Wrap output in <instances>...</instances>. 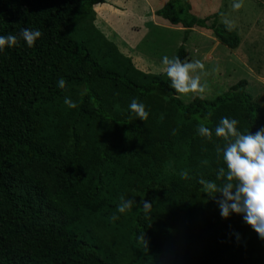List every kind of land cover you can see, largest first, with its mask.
Wrapping results in <instances>:
<instances>
[{
  "label": "trees",
  "instance_id": "16d2710c",
  "mask_svg": "<svg viewBox=\"0 0 264 264\" xmlns=\"http://www.w3.org/2000/svg\"><path fill=\"white\" fill-rule=\"evenodd\" d=\"M105 2L0 0V35L18 36L23 28L42 33L32 47L18 39L0 51V264H134L111 255L89 226L107 181L99 172L93 184L90 163L79 156L88 135L100 137L119 168L117 203L107 206L120 205L133 191L132 240L146 245L157 226H164L168 252L179 243L192 250L182 260L156 252L158 262L191 257L197 264L208 253L221 264H234V233L240 243L254 230L240 214L222 218L215 202L219 194L203 193L199 180L222 184L219 169L227 171L220 151L227 141L215 136L220 119L234 118L238 130L254 134L264 128L263 106L247 91L246 79L213 99L183 102L166 72L161 77L138 69L95 27L94 8ZM155 14L181 26L183 41L198 27L210 29L230 48L239 44L236 34L207 23L218 13L198 17L188 0H166ZM174 57L186 61L184 44ZM60 78L63 89L57 86ZM65 97L77 107L69 108ZM133 99L145 104L146 120L130 112ZM62 103L64 109L55 111ZM48 115L71 116L66 141L43 133ZM202 121L213 132L211 141L198 135ZM84 128L91 132L84 135ZM166 163L177 170L166 173ZM145 200L152 203L147 214ZM247 242L241 244L248 253L241 264H264V240L255 234Z\"/></svg>",
  "mask_w": 264,
  "mask_h": 264
},
{
  "label": "rangeland",
  "instance_id": "374dc122",
  "mask_svg": "<svg viewBox=\"0 0 264 264\" xmlns=\"http://www.w3.org/2000/svg\"><path fill=\"white\" fill-rule=\"evenodd\" d=\"M109 2L111 13L104 14L100 7L95 9L96 19L104 15L107 26L116 30L118 37L125 40L136 48V54L145 55L149 62L143 64L144 72L164 77L165 66L162 64V57L174 58L177 48L184 44L186 49V61L193 62L200 60L204 70L197 71L192 75H199L202 83L207 84L204 94L189 93L177 96L185 103L191 101L195 96L205 99H213L218 94L226 91L232 84L240 79L248 81L247 91L258 101L264 109V3L259 5L257 0H244L243 7L236 11L232 8L233 0H188L191 5V12L198 17L211 16L207 23L212 26L226 28L232 34L239 37V44L230 48L221 44L210 29L195 27L185 41L184 31L181 26L172 25L166 19L151 13L150 9H159L166 0H106ZM105 4V3H103ZM114 8V9H113ZM153 16H156L154 18ZM224 21H228L226 25ZM100 26V23L98 24ZM110 40H115L110 37ZM123 52H125L123 50ZM128 52V51H126ZM64 109V103L55 111ZM56 116V115H55ZM47 117V116H46ZM72 118L69 115L61 120L48 115L43 125V133L51 137H59V141H66L70 137ZM84 135L91 131L82 129ZM84 143L86 149H80L79 156L84 157L90 163L88 177L92 178L93 184L97 181L99 172L103 173L107 181L102 194V203L96 210V215L91 219L89 226L98 237V242L103 243L109 253L119 259L133 262L134 264H191L193 258L186 262H176L171 257H165L160 262L155 260L154 253L166 252L174 254L182 260L184 255L191 252V246L186 243H179L173 252H168L169 243L166 240L164 226H157L155 235L149 239L148 244L140 245L128 235V227L131 222L132 213L126 211L123 214L117 212V205L110 208L107 205L117 203L119 194L118 185L119 168L109 160V151L100 145V137L88 135ZM73 151V150H72ZM121 161V157L117 158ZM179 166V165H178ZM120 167V164H119ZM182 168V167H181ZM171 163H166L164 171L167 173L176 171ZM169 175V174H168ZM133 191L127 193L130 198ZM117 218L114 219L113 216ZM232 231V230H231ZM255 231H247L240 243L232 242V254L234 264H241L243 253L241 244L246 247ZM234 239L233 231L230 234ZM243 253V254H240ZM203 262L197 264H221L220 259L211 258V254L204 256Z\"/></svg>",
  "mask_w": 264,
  "mask_h": 264
},
{
  "label": "clouds",
  "instance_id": "9594fccd",
  "mask_svg": "<svg viewBox=\"0 0 264 264\" xmlns=\"http://www.w3.org/2000/svg\"><path fill=\"white\" fill-rule=\"evenodd\" d=\"M244 0H233V10H240ZM229 25L228 21H224ZM230 26V25H229ZM42 36L39 29L23 28L19 35H0V51L5 47L12 48L18 44V39H23L28 47H32ZM162 64L165 66L167 77L171 81V88L180 94L200 93L204 94L207 84L201 82L199 75H192L197 71H203L205 65L196 60L193 62H182L179 57H162ZM64 78L57 81V86L61 89L65 87ZM64 103L69 108H76L77 104L68 97ZM130 112L134 113L140 120H146L149 112L146 111L144 103L133 99L129 104ZM238 121L223 117L215 127V136L223 137L227 144L222 147V159L227 171L222 167L219 169L218 178L223 182L217 184L213 180L201 178L199 180L203 193L219 198L215 199L220 216L228 218L233 213L242 215L243 221L250 225L264 240V128H260L254 134L243 133L238 130ZM198 135L212 140V130L205 126L202 121L197 128ZM187 178L188 174H184ZM135 203L134 198L123 199L117 207V212L125 213L132 209ZM152 209V203L145 200L143 202L144 213L147 214ZM114 219L117 217L114 215ZM237 240L239 233H234Z\"/></svg>",
  "mask_w": 264,
  "mask_h": 264
},
{
  "label": "crops",
  "instance_id": "0c3cea01",
  "mask_svg": "<svg viewBox=\"0 0 264 264\" xmlns=\"http://www.w3.org/2000/svg\"><path fill=\"white\" fill-rule=\"evenodd\" d=\"M108 4H109V2L106 1L105 4L102 3V4H98L97 6L100 7L99 8L100 11H103L104 14H107V13H111L113 11L111 9L110 5H108ZM97 6H95V8ZM150 11H151V13H155L156 10L150 9ZM103 17H104V15L102 16V18H97L96 19V25H95V20H94L95 27L99 31H101V33L110 42H112L122 54H124L125 56L130 57L132 62H133V64L135 65V67H137L138 69L144 71V69H143L144 65L143 64H145V63L149 64V62L146 60V58H144L145 55L141 54V56H140V55L136 54L135 52H138V51H136V48H134L133 45H131L130 43H128L125 40L119 39L118 33L116 32V30L112 29L110 26H107V24L105 22V19ZM153 17L156 18V16H153ZM97 23L98 24L100 23V26H98ZM110 37L114 38L115 40L114 41L110 40ZM123 50L125 52H123ZM126 51H128V52H126Z\"/></svg>",
  "mask_w": 264,
  "mask_h": 264
}]
</instances>
